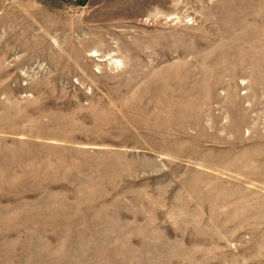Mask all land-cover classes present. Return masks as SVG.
I'll return each instance as SVG.
<instances>
[{
    "label": "rangeland",
    "instance_id": "1",
    "mask_svg": "<svg viewBox=\"0 0 264 264\" xmlns=\"http://www.w3.org/2000/svg\"><path fill=\"white\" fill-rule=\"evenodd\" d=\"M0 264H264V0H0Z\"/></svg>",
    "mask_w": 264,
    "mask_h": 264
},
{
    "label": "bare ground",
    "instance_id": "2",
    "mask_svg": "<svg viewBox=\"0 0 264 264\" xmlns=\"http://www.w3.org/2000/svg\"><path fill=\"white\" fill-rule=\"evenodd\" d=\"M92 56H97V57H98L99 54H96V52H94V55H92ZM94 58H95V57H94ZM115 63H116V64H119L120 62H119V61H116Z\"/></svg>",
    "mask_w": 264,
    "mask_h": 264
}]
</instances>
